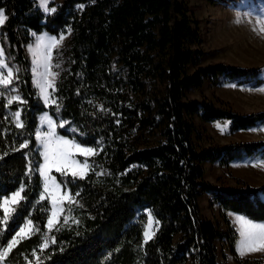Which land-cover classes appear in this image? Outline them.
<instances>
[{
	"label": "trees",
	"instance_id": "trees-1",
	"mask_svg": "<svg viewBox=\"0 0 264 264\" xmlns=\"http://www.w3.org/2000/svg\"><path fill=\"white\" fill-rule=\"evenodd\" d=\"M0 9L6 17L0 42L15 63L11 86L0 88L5 94L0 98V199L25 185L12 207L19 211L4 220L0 209V239L12 229L15 235L26 219L35 227L3 264H219L218 241L228 245L238 264H264V256L239 258L238 233L228 215L264 221V184L216 185L202 167L206 160L227 165L245 155H264V140L200 143L201 122L226 119L232 129H244L264 121V111L240 114L187 95L206 80L217 83L221 76H249L256 70L199 64L203 52L193 48L199 42L194 5L188 0H62L55 13L44 14L37 0H0ZM69 30L63 50L67 68L55 83L54 103L46 106L37 98L26 48L35 34L59 36ZM13 94L21 99L9 104ZM17 108L23 129L13 117ZM45 111L58 123L59 134L88 141L96 153L79 182L65 174L70 182L62 184L74 200L50 231L52 241L41 248L51 205L41 199L42 178L31 163L37 160L38 142L26 146L27 156L20 144L24 138L36 141ZM56 176L65 180L59 172ZM204 193L212 207H219L226 228L202 214ZM145 208L159 223L147 241ZM5 246L6 241L0 244Z\"/></svg>",
	"mask_w": 264,
	"mask_h": 264
},
{
	"label": "rangeland",
	"instance_id": "rangeland-1",
	"mask_svg": "<svg viewBox=\"0 0 264 264\" xmlns=\"http://www.w3.org/2000/svg\"><path fill=\"white\" fill-rule=\"evenodd\" d=\"M37 1L39 3V0ZM61 1L62 0H49V7L56 8V5ZM188 2L196 7L194 17L198 21L199 42L194 45L193 48L200 49L203 52L199 64L205 65L209 63L224 62L239 67L255 69L256 73L249 76L240 75L231 79L226 78V76H221L217 83L206 80L201 87L190 88L187 91V95L192 98H206L215 103L217 106L231 108L240 114L264 111V31H261V29L264 28V20L260 19V14L264 13V0H215L214 2L210 0H188ZM41 34L42 33L35 34L32 41L29 42L26 48L31 60V70L33 68L34 60L33 52L35 51L36 42L40 38ZM43 34L53 35L47 32H43ZM70 35V30L65 32L62 38L60 35H55L57 37V43L52 49L49 71L55 72L56 75L55 77H52L54 84L53 87L48 90L49 100L48 103L45 104L46 106L54 103L55 98L53 96V91L55 83L59 74L67 68V57L63 50L70 38ZM29 45H32L31 49L29 48ZM0 49H3L1 42ZM2 58L12 67L13 80L15 63H10L5 53ZM42 70L43 69L37 65V71L39 72ZM4 72L5 75H7V71L4 70ZM1 87L2 85H0V88ZM37 91L39 92L38 89ZM40 98L43 101V98ZM43 113L44 112L39 115L37 126V131H40L41 133L48 131L47 118L43 115ZM48 115L51 116L49 113ZM52 122L55 126L56 133L61 135L57 131L58 123L53 117ZM218 124L219 127L217 126ZM200 131L202 135L200 143L203 146L264 140V121H259L255 125L244 129H232L230 121L226 119L212 122H201ZM69 140L79 143L72 138H69ZM38 146L40 147L39 142ZM92 148L94 151L87 157V159L96 153V149L94 147ZM72 151L75 153V149ZM75 158L79 161H83L85 159V157L79 153H75ZM42 161L43 158L41 157V162ZM90 166L91 163L89 161L86 173L89 171ZM202 167L204 169L205 178L216 185L237 186L239 185V180L253 186H262L264 184V155L261 151L252 155H245L234 159L227 165L221 164L219 160H206L202 163ZM56 172V169L52 168L50 170V175L55 177L56 181L61 184L60 192L63 193V202L60 205V211L58 212L57 219L53 222L52 227L49 228L46 225L47 232L43 243L46 246L52 241L50 231L65 214L66 204L74 200L69 192V189L57 179ZM65 174L72 175V173L67 170H65ZM41 199L48 200L51 205L50 194L43 187V178ZM199 204L204 216L220 222L222 226L226 228L220 215L219 207H212L210 205L209 193H204L200 197ZM13 205L14 204H10L9 207L12 208ZM147 209L149 210L148 212H145L144 209H142L141 212L147 214L145 228H148L150 237H152L156 233L159 223H157L158 221L153 216L151 210L149 208ZM149 214L152 217L150 224L148 220ZM49 215H51V209ZM228 215L233 227L238 233L236 243L237 249L241 239L239 230L241 224L243 223L239 217L243 214L229 212ZM28 221L31 220L26 219L22 223L25 226L23 232H21L19 228L15 233L17 241L14 245L22 238L33 233L35 229L34 224H29ZM257 222L259 223L264 221ZM17 233H19V235H17ZM217 245L219 264H238L236 257L226 243L218 241ZM243 252V255L237 252L239 258L241 259L257 258L264 256V247L257 248L253 251L243 250ZM0 264H3V262L0 261Z\"/></svg>",
	"mask_w": 264,
	"mask_h": 264
},
{
	"label": "snow or ice",
	"instance_id": "snow-or-ice-1",
	"mask_svg": "<svg viewBox=\"0 0 264 264\" xmlns=\"http://www.w3.org/2000/svg\"><path fill=\"white\" fill-rule=\"evenodd\" d=\"M39 7L43 10L44 14L55 13V7H49V0H39ZM79 8H83L84 5L80 4ZM6 17L4 16V10L0 9V24H3ZM260 19L264 20V13L260 14ZM264 31V28L261 29ZM64 33L60 32V37L62 38ZM57 43V37L55 35L41 34L40 38L36 42V48L33 52V68H32V83L39 90L38 99L43 98L45 104L49 100V89L53 87L54 81L52 77H55V72H50V58L52 55L53 46ZM29 48H32V45H29ZM4 55L3 49H0V85L11 86L13 69L12 67L5 62L2 58ZM37 65L42 71H37ZM4 70L7 71L5 75ZM12 92H15L16 89L12 88ZM4 92H0V98L4 97ZM21 97L17 95H12L9 98V104H12L13 101L20 100ZM59 111V109H57ZM43 115L47 118L48 122V131L41 133L36 131V141H30V138H24L23 142L20 144V149H25L22 156L29 155L26 146H30L31 143L39 142L40 147L33 150V154L37 155V160L32 161V167L38 169L39 177L43 178V187L47 190L51 197V215L47 217V226L52 227L53 222L57 219L58 212L60 211V205L63 202V193L60 192L61 184L58 183L55 177L50 175V170L55 168L57 172L61 173V176H65V170L72 173L73 181L79 182L76 180L77 177L83 178L88 170L89 161L87 157L93 153L94 149L88 146V141L82 140L79 143L69 140L67 136H61L56 133L55 126L52 122V117L48 115L47 112H44ZM13 117L16 120L17 126L23 129L25 125L21 122V111L19 108L13 113ZM119 123V121H116ZM63 124L64 122L61 121ZM219 127V124L217 125ZM75 149V153L82 154L85 159L79 161L75 158V153L72 151ZM39 157L43 158V161L40 162ZM65 176V180L61 183H69ZM25 185L21 184L19 188H16L10 193H5L0 199V209H3L4 220H8V214L11 211H19L18 208H10V204H15L18 199H21V192L24 189ZM145 212L149 210L144 209ZM15 220V216L12 217ZM23 219V217H22ZM243 223L241 224L239 234L240 241L236 249L241 255L244 254L243 250L253 251L257 248L264 247V222H257L255 219H249L247 215H242L239 217ZM149 224L152 221V217L149 214L148 216ZM29 224L32 221H28ZM158 223V222H157ZM20 231L23 232L25 226L23 224L19 225ZM15 229L7 231L4 233L3 238L0 239V244H4L6 241V246L0 248V261L5 259V256L12 249L14 243L17 241V236L12 235V232H15ZM19 235V233H17ZM11 236V239L8 237ZM150 239V232L148 228H145L144 231V240L147 241ZM41 248L46 247L45 244L40 245Z\"/></svg>",
	"mask_w": 264,
	"mask_h": 264
}]
</instances>
